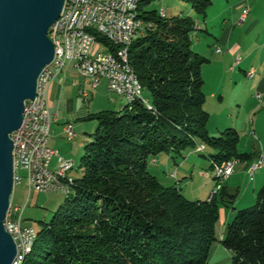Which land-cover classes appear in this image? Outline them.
Masks as SVG:
<instances>
[{"label": "trees", "instance_id": "trees-1", "mask_svg": "<svg viewBox=\"0 0 264 264\" xmlns=\"http://www.w3.org/2000/svg\"><path fill=\"white\" fill-rule=\"evenodd\" d=\"M142 1L137 11L149 28L127 44V58L140 89L148 91L146 103L139 90L121 108L86 116L97 127L85 141L82 172L52 217L41 221L20 264L207 263L220 209L232 206L237 192L222 185L211 198L190 199L164 185L149 165L159 154L181 158L199 144L213 149L205 155L213 173L227 160L251 154L238 150L235 128L217 135L207 129L201 66L208 59L192 48L198 20L191 13H139ZM186 1L205 17L212 0ZM96 39L114 50L106 38ZM218 240L232 264H264V184Z\"/></svg>", "mask_w": 264, "mask_h": 264}, {"label": "built area", "instance_id": "built-area-1", "mask_svg": "<svg viewBox=\"0 0 264 264\" xmlns=\"http://www.w3.org/2000/svg\"><path fill=\"white\" fill-rule=\"evenodd\" d=\"M132 7V0H64L59 17L51 24L48 36L57 47L55 62H51L43 69L41 89H36L33 99L27 100L23 112L20 127L14 130L10 137L13 142V182H21L20 171L25 172L24 177L28 184V194L32 191H61L64 187H70L73 178L68 175L74 164L71 160L62 157L57 149L48 146L51 113L48 104V89L51 80L58 76L57 64L63 61L66 48L71 44H78L79 51H83V59L78 69H74L79 75L78 95L81 101L88 103L90 90L96 88L102 79L106 80L107 90L119 96L121 90H128L129 84H123V75L128 69L119 70V62L122 61L125 52V42L132 35H143L148 27L136 24V32L128 33L126 27L127 15ZM250 10L246 5L242 11L243 19ZM199 27L196 21V28ZM100 35L106 38L115 48L113 51L106 49L102 42L96 39ZM116 45H124V52H116ZM220 46H217L220 51ZM240 62L236 57L233 66ZM255 72L251 68L246 75L251 77ZM130 84H134L131 75ZM130 95V94H129ZM260 100L261 95L256 93ZM143 97V96H142ZM143 101L146 103L145 98ZM65 133L68 138L74 136L71 125H66ZM199 144L194 149H203ZM57 157L54 168L50 166L52 157ZM238 160L231 158L222 163V181L215 187L216 193L222 183L233 172V165ZM261 166V160L247 165V171L252 176L255 169ZM214 193H210L209 198ZM23 207L11 204L4 217V227L14 240L22 246V240H29L31 225L22 223Z\"/></svg>", "mask_w": 264, "mask_h": 264}, {"label": "rangeland", "instance_id": "rangeland-1", "mask_svg": "<svg viewBox=\"0 0 264 264\" xmlns=\"http://www.w3.org/2000/svg\"><path fill=\"white\" fill-rule=\"evenodd\" d=\"M230 4H232V0H212L206 8L205 17H203L202 15L197 14L192 9L191 3L186 0H144L141 2V10H139V13H141L143 10L148 11L152 9L157 11L163 9L167 16L191 13L200 22L202 29L196 30L193 33L192 48L194 51L208 59V61L204 62L201 66V73L204 80L203 91L205 94L203 107L209 113L207 129L208 127L216 126V123L223 116L222 113L225 114V119L227 118L226 116L230 114L232 115V118L229 119L235 121V123L238 124V127L235 128L237 129L240 136L241 132L249 135V131L251 130L250 119L256 117V114L259 111L264 110V92L260 91L261 93H263L262 95L259 92L261 95L260 101L262 100V102L259 105H256V101L250 97V92L246 89V86L244 85L242 79H238L237 81L238 75L244 77V70L246 69L244 65L246 63L247 57L246 48L255 49L252 55L254 59H257L258 55L261 53V47L264 40V4L261 10L259 9V6L257 7L258 15L256 16L258 22L252 24L250 28L249 20L238 22V18H233L229 16L230 13L224 12L226 8L228 9ZM233 25L235 26L236 33L234 34L232 42L234 43L235 40L238 39V43L240 42L243 45V47H239V50L237 51V56L242 59V62L238 67L234 66V74L231 71H228L227 74H224L223 69L221 70L220 65L217 64L219 62L217 61L216 56L214 57L212 51H208L206 50V48H208V44L212 45L213 38L217 36L220 31ZM196 33H198V35H195ZM206 39H209L208 42L206 41ZM196 41L197 43H195ZM212 49L214 50V48ZM68 63H70V61H67V64ZM220 74H224L226 76V79L222 83L221 88H218L219 90H216L215 82H213L212 79L215 76H219ZM72 75L74 77L79 76L77 73H73ZM232 75L234 76V78H232L230 82V79L228 81V77ZM105 81L106 80H102L96 88L90 90L89 101L87 104H85L76 95L78 90L77 86L73 84L74 79L72 80V76L67 78L66 84L74 85L71 88L70 96L74 100V110H76L75 113L77 112V115L79 116V118H77V115H75L73 120L70 121L77 122L75 125V137L73 136L72 138H68L67 135H64L62 138L66 143V150L70 152V154L67 153L69 154V156L66 157V159L71 160L74 164L73 169H71L68 173V175L72 178L80 176L82 172L81 168L79 167V163L80 157L83 153V147L85 141L91 139L90 134L94 132L97 127V120L95 118H86V116L90 113H95L104 109H118V105L115 106L113 104H109L107 100L109 92H107L106 90L107 84ZM213 88L217 93L215 100H211L209 98V93L214 90ZM113 94L115 93H112V95ZM220 94L224 96L222 106L218 105ZM139 95L141 97H147L148 91L146 89H140ZM61 108L62 109L60 112V117L62 118V120L61 122H59L60 125L65 121L64 115L70 112L68 111L70 108L69 100H64L61 104ZM246 112H248L249 118L247 117V123L245 124L244 131H241L240 126L243 124L242 118ZM228 127L234 128V126ZM225 128H227V125L222 130H224ZM254 129H256V134H254L256 138H258L259 135L262 134V132L264 134V115H260V118L256 117ZM240 137L241 144H243L244 138L243 136ZM212 151L213 149L206 146L204 154L210 153ZM61 156L64 157L63 155ZM200 159L202 160L205 158L201 156ZM56 160V156L52 157L50 164L52 168H54V166L56 165ZM149 168L152 171L151 164L149 165ZM200 170L201 171L197 170L195 173V183L202 184L204 183L205 177H208V179L212 182V186H217L218 180L213 177L212 169L210 170V172L203 169ZM20 175L22 176L21 182L14 183L13 186L11 204L19 206L21 208L23 207V221L28 225H32L34 229L37 230L41 225V221H48L52 217L54 211L57 210L63 203L66 194L60 191H32L30 194H28V184L26 178L24 177L25 172L21 170ZM159 178H162V176L159 175ZM182 180L191 181V178L188 175L187 178L181 179V181ZM161 182L164 185L168 184L163 178L161 179ZM222 185H226L225 181L222 183ZM215 187L212 189L211 193L215 192ZM254 202L255 200L251 204H253ZM250 205H242V207H237L229 221H231L234 217L236 210ZM231 208L232 206L226 207L227 211H231ZM229 221H227L225 224L221 220L217 221L215 225L217 240L213 241V243L211 244L206 264H232L231 252L227 248H225L218 240L221 238V234L225 231L226 224Z\"/></svg>", "mask_w": 264, "mask_h": 264}, {"label": "crops", "instance_id": "crops-1", "mask_svg": "<svg viewBox=\"0 0 264 264\" xmlns=\"http://www.w3.org/2000/svg\"><path fill=\"white\" fill-rule=\"evenodd\" d=\"M263 4H264V0H232V4H230L228 9L226 8L224 12L230 13L229 16L233 18L234 17L238 18V22H244L249 20V28H250L252 24L258 22L256 16L258 15L257 7L259 6V9L261 10ZM246 5L250 6V10L246 13L245 17L242 19L241 14ZM198 24L200 28L197 27L196 29L201 30L202 28L199 21ZM235 33L236 32L234 25L229 28L223 29L218 33L217 36L213 38L212 45L208 44L207 45L208 48H206V50L212 51L214 57L216 56L217 61L219 62L217 64L220 65L221 70L223 69L224 74H227L228 71H231L233 73L234 68L236 66L238 67L242 62V59L240 58V62L237 65H234L235 67L233 66L236 57H238L237 51L239 50V47L240 48L243 47V45L240 42L238 43V39H236L237 41L235 40L234 43L232 42ZM195 35H198V33H196ZM208 40L209 39H206L207 42ZM195 43H197V41ZM217 46L221 47L220 51L216 50ZM212 48H214V50ZM246 50H247L246 63L245 65L243 64L244 67L246 68L244 70V77L238 75L237 81L238 79H242L244 85L246 86V89L250 92V97L256 101L255 102L256 105H259L262 102V100L260 101L257 98L256 93L260 91L264 92V40L261 47V53L258 55L257 59H254L252 57L255 49L246 48ZM251 67H254L255 72L253 76L249 77L246 75V72ZM73 73L75 74L77 72L74 70L72 62H70L66 64V66L58 74V76L54 77L51 80L48 89V104L51 113V124H50L49 139L47 141V144L51 148L57 149L58 152L61 155H63L65 158L69 156L70 152L66 150L67 148L66 143L62 139L63 136L66 135L64 128L66 125H71L75 133L76 131L75 125L77 123L75 121L70 122L73 120L74 116L77 115V112L75 113L76 110H74V100L70 96V92L72 86H74L73 84L77 86V90H78L79 76L78 77L75 76L76 77L75 78L72 75ZM224 74L215 76L212 79V81L215 82L216 90L218 88H221L222 83L225 81L226 76ZM71 76H72V80L74 79V82L72 85H67L66 84L67 78ZM232 78H234L233 75L229 76L228 81L230 79L231 82ZM102 80L104 81L105 79ZM215 89L209 93V98L211 100H215L217 96ZM107 92L109 91L107 90ZM262 94L263 93H261V95ZM76 95L80 99L78 95V91ZM64 100L65 101L69 100L70 108L68 111L70 112L64 115L65 121L62 122L60 125L59 122H61L62 120V118L60 117V112L62 109L61 104L63 103ZM107 100L109 104H113L115 106L118 105V108H121L122 103L125 102L121 96L115 94L112 95L111 92H109V96ZM218 100H219L218 105L222 106L224 101V96L220 94ZM222 115L223 116L221 117V119L216 123V126L208 127L209 133L217 135L226 125L227 127L228 126H234V128L238 127V124H236L235 121L229 119L232 118V115L230 114L227 115L226 119L224 117L225 114L222 113ZM260 115H264V110L259 111L256 114V117L260 118ZM247 117L249 118L248 112H246L242 118L243 124L240 126L241 131H244L245 124L247 123ZM256 117L250 119L251 130L249 131V135L244 134V132H241L240 134V136H243L244 138L243 144H241L240 136L237 144L238 150L240 152L250 153L251 156L248 160H244V161L238 160L233 165V172L225 180L226 189L229 192H234V191L237 192V197L234 200V203L232 204V208L230 209L231 211H227L226 207L228 206H223L220 209L219 220H221L224 224L231 219L237 207H242V205L243 206L250 205L256 198L257 190L264 184V134L262 132V134L259 135L258 138L254 136V134H256V129H254ZM77 118H79L78 115ZM205 149L206 146L203 149L187 150L184 152L183 157L176 159H173L169 154L166 153L159 154L153 159V162H151L152 172L158 178L159 175H161L162 178L168 183L166 184L167 186L178 187L186 197H189L191 199H207L209 198L212 189L216 185L212 186V182L208 179V177H205L204 183L202 184H197L194 181V178L196 176L195 173L197 170L201 171L200 169H203L210 172V170L212 169L211 159L205 156L208 153L204 154ZM201 156L205 159L201 160L200 159ZM258 160H261V166L255 169L253 175L251 176L247 171V165L250 163H254ZM188 175L191 178V181L189 180L181 181V179L187 178ZM213 177H214V173H213ZM162 178L159 179L161 180ZM22 223L28 225L24 221H22ZM223 233L221 234V237Z\"/></svg>", "mask_w": 264, "mask_h": 264}, {"label": "water", "instance_id": "water-1", "mask_svg": "<svg viewBox=\"0 0 264 264\" xmlns=\"http://www.w3.org/2000/svg\"><path fill=\"white\" fill-rule=\"evenodd\" d=\"M64 0H0V264H12L16 243L4 227L13 192V142L37 79L54 56L48 36Z\"/></svg>", "mask_w": 264, "mask_h": 264}, {"label": "bare ground", "instance_id": "bare-ground-1", "mask_svg": "<svg viewBox=\"0 0 264 264\" xmlns=\"http://www.w3.org/2000/svg\"><path fill=\"white\" fill-rule=\"evenodd\" d=\"M141 0H132V7L130 8L129 15H127L126 19V27L128 33H135L136 32V24L140 23L141 27H144L145 21L139 16L137 8L138 4ZM161 14L164 15V11L161 9ZM137 35H132L128 40L125 42V52H124V45H116V52H124V57H122V61L119 62V70H126L128 69V73H124L123 75V84H129V93L128 90H121L119 96H121L125 102L131 101L135 95L140 90V83L130 68L128 58H127V44L136 37ZM55 56H57V47H54V56L51 62H55ZM83 59V51H79L78 44H71V48H66V54L63 56V61L57 64V74H59L63 68L66 66L67 61L72 62L73 68L78 69L79 64ZM131 75H133L134 84H130L131 82ZM43 77V71L40 73L37 79V88L41 89V79ZM130 94V95H129ZM230 160H227L228 162ZM222 166V165H221ZM220 166V167H221ZM220 167L215 169L214 176L218 180L220 184L222 181V171ZM70 191L69 187H64L60 192L67 194ZM35 238V229L31 231L30 239L29 240H22V246L17 240H14L17 247V254L14 258L12 264H20L21 260L26 254L33 243Z\"/></svg>", "mask_w": 264, "mask_h": 264}]
</instances>
